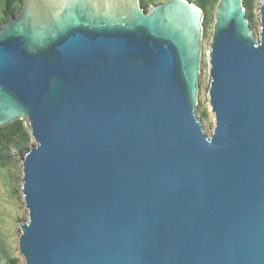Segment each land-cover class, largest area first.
Returning <instances> with one entry per match:
<instances>
[{
	"label": "water",
	"instance_id": "obj_1",
	"mask_svg": "<svg viewBox=\"0 0 264 264\" xmlns=\"http://www.w3.org/2000/svg\"><path fill=\"white\" fill-rule=\"evenodd\" d=\"M22 0L0 25V127L25 120L24 264H264V0Z\"/></svg>",
	"mask_w": 264,
	"mask_h": 264
},
{
	"label": "rangeland",
	"instance_id": "obj_2",
	"mask_svg": "<svg viewBox=\"0 0 264 264\" xmlns=\"http://www.w3.org/2000/svg\"><path fill=\"white\" fill-rule=\"evenodd\" d=\"M163 1L165 0H151L148 8L145 10L147 11L150 5ZM187 1L197 6L196 1L198 0ZM201 1H204L205 6L202 9L200 8L202 10L203 20L194 111L201 122L204 133L208 135L214 125V118L210 111L207 94L206 92L204 93L208 80L207 56L205 52L208 48L209 38L212 35L213 13L217 0ZM251 2L250 14L248 16L246 14V17L248 19L249 28L253 36L256 37L258 34L257 7L259 0H252ZM1 8L2 0H0V25L2 22ZM10 123H7V125ZM22 125L27 127L25 120H22ZM31 144L32 140L29 146ZM22 157L23 153L18 152L14 148L12 141L4 145L2 158L0 157V264H9L8 260H13L16 264H24L23 258L17 250V235L20 232L19 224L27 218L20 181V160Z\"/></svg>",
	"mask_w": 264,
	"mask_h": 264
},
{
	"label": "trees",
	"instance_id": "obj_3",
	"mask_svg": "<svg viewBox=\"0 0 264 264\" xmlns=\"http://www.w3.org/2000/svg\"><path fill=\"white\" fill-rule=\"evenodd\" d=\"M252 0H242V5L246 9L247 16L250 14V7ZM151 0H140L141 6L144 9L148 8ZM22 0H2V22L8 19L9 17L16 15L20 9ZM196 5L199 8H204V1H196ZM1 22V23H2ZM7 131V132H5ZM13 142L14 148L20 152L25 153L29 148V143L31 142V137L28 132V128L22 125V120L12 121L10 124H6L0 127V157L2 158V150L4 145L9 142ZM9 264H16L13 260H8Z\"/></svg>",
	"mask_w": 264,
	"mask_h": 264
},
{
	"label": "bare ground",
	"instance_id": "obj_4",
	"mask_svg": "<svg viewBox=\"0 0 264 264\" xmlns=\"http://www.w3.org/2000/svg\"><path fill=\"white\" fill-rule=\"evenodd\" d=\"M205 53H206V56H207V58H206L207 59V67H209V62H208V48L206 49V52Z\"/></svg>",
	"mask_w": 264,
	"mask_h": 264
}]
</instances>
